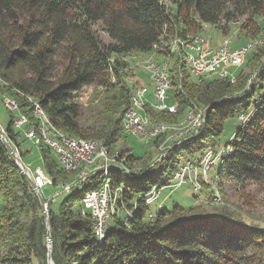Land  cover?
<instances>
[{"label":"trees","instance_id":"trees-1","mask_svg":"<svg viewBox=\"0 0 264 264\" xmlns=\"http://www.w3.org/2000/svg\"><path fill=\"white\" fill-rule=\"evenodd\" d=\"M259 17L264 21V0H0V81L17 98L18 115L38 127L33 100L54 127L72 138L99 142L125 169L109 172L116 213L99 240L95 221L88 213L82 215L81 204L87 193L104 183V172H90L94 176L82 183L79 170L65 172L52 149L41 143L50 188L59 189L62 183L83 186L82 191L73 193L71 188L66 193L58 212L49 207V231L38 196L0 140V264H48L50 234L54 264H264L259 257L264 253V232L259 228L240 227L224 213L204 212L192 222L189 213L202 209L180 206L152 214L148 204L153 198L146 203L153 189L160 191L175 180L185 160L198 159L208 149L217 152L225 122L241 114L248 120H239L241 125L226 143L227 151L215 164L217 175L237 187L264 185V68L251 92L228 101L234 87L229 81L200 82L190 74L184 56L174 59L171 52L178 36L190 41L205 33L204 25L228 37L230 26L242 21L240 32L255 41L264 36ZM260 50L247 58L253 55L260 62ZM153 52L171 58L169 96L177 107L175 114L152 113L156 119L178 123L191 108L204 109L206 115L198 135L161 153L158 170L148 167L151 156L148 165L137 170L131 164L144 159L128 148L125 155L116 153L113 145L126 135L122 120L136 88L126 81L125 59ZM110 78L119 85L117 91ZM89 87L113 89L105 99L113 101L107 109L117 115L115 120L81 124L79 98ZM8 113L5 137L23 160L20 147L28 140L23 130L15 129L17 114ZM163 140L164 136L153 141L154 148ZM124 211L131 217L121 216ZM182 218L187 220L180 222Z\"/></svg>","mask_w":264,"mask_h":264},{"label":"rangeland","instance_id":"rangeland-1","mask_svg":"<svg viewBox=\"0 0 264 264\" xmlns=\"http://www.w3.org/2000/svg\"><path fill=\"white\" fill-rule=\"evenodd\" d=\"M257 22L261 26H264V21L262 18L259 17L257 19ZM241 23L242 21L239 24H232L230 26L228 37H223L222 34L218 30L214 29L212 26L204 25L203 26L205 31L204 35L210 37L213 46H217L220 43V41L223 40L224 38H228L229 40L232 41L231 46L233 48H238L242 46V44L245 43L248 44L249 42H252L253 44H255L254 51H256L259 47L263 49L259 51L260 53L259 52L257 53L258 55H260L262 52H264V36L259 37L255 41H251V39L247 37L246 33L240 32ZM103 37L106 38L105 36ZM156 55L134 53V54H130L125 59L126 62H128L129 64V69L127 71L129 78L126 80L128 84H130L131 86L136 85V88L143 86L152 90L153 88L151 83L152 81L150 80L148 73L145 71V67H146V63L148 62V59L161 58V56L158 53H156ZM247 57L244 59L243 65L241 67L228 68V72L230 73V76H234L236 79L232 80V79H223V78L221 79L213 78L218 80H227L231 83L232 86H234L232 91L233 93L229 94L230 97L237 96L239 99L241 96H244V94H248L249 92H251L253 85L256 81L254 79H256V77L261 73V71L264 68V54L262 55L260 62L256 61V59H253V55H251L249 58ZM171 77L173 78V76ZM110 83L113 85V87L115 86L116 88L115 90L117 91L119 85L117 84L116 80L110 78ZM112 91L113 89L107 92L106 89L96 88V87H89L83 90L79 98V103L82 109V119H81L82 125L88 126L94 123L99 125L102 124L105 125L107 122L103 120H109L111 117L114 120L115 118H117L116 114H112L107 109V107H109V105L112 104L113 101L109 99H105L107 96H109L108 93H112ZM16 99L17 98L14 96V94L10 93V91L7 90L6 86L0 81V130L3 131V133H5V127L7 126L10 118L8 112H13L15 115L17 114L15 121L18 119L19 106H18V101ZM34 117H35V112H34ZM153 117L155 118V116ZM156 120L160 122L158 119ZM162 122L163 124L168 125V126L166 125L168 129L165 132L164 135L165 137L162 143H164L168 138L179 139L180 138L179 135H183L184 131H187L188 135H190L188 138L193 137V135L191 136L190 134V132L193 129V122L186 121V113L178 123L174 124L164 121ZM239 125L240 123L238 122V119L231 118L225 122L224 132L220 140V147L217 151V153L220 154L219 161L222 158V154H225V152L227 151L228 145H226V143L232 138L233 134L235 133ZM200 129L201 128H199V132ZM167 133L168 136L166 135ZM195 136L196 135L194 134V137ZM22 142L23 143L21 144L20 147L21 151L24 153L22 162L24 163L26 168L31 172L30 173L28 171L30 175L33 172H35V170L38 169L43 171V175L46 178V186H47V188L44 190L43 193L47 198L46 202H48V211H50L49 207L52 205V209L55 212H58L61 202L68 196L66 194L68 192L65 193L62 190V188H69L73 186L72 185L69 186L70 184L62 183L59 189L50 188L53 187V185L51 184V180L49 176L45 173L42 157L38 146L31 141L23 140ZM152 143L153 141H151L148 144L146 140L140 138L139 136L126 134L123 136L121 141H118L116 142L115 145H113V148L116 153L121 150L124 153L123 155L126 154V149L128 148L133 151V155L135 154L137 158L144 159L143 161H139V162L136 161L135 163L131 164L133 168L140 170L148 165L146 162V159L148 157L151 156L152 158V161L149 162L150 164L153 163L157 159V157H159V153L160 154L163 153L157 151ZM162 143L158 145H161ZM170 143L171 141L168 142L167 144L170 145ZM13 147L15 148V146ZM165 151L167 152L168 150ZM165 151L164 153H166ZM17 153L20 155L18 151ZM184 153L185 152L182 150L181 154ZM110 159H113V156H110ZM219 161L217 163H219ZM160 165H163V163H160ZM85 167H86V171H94V172L102 168L101 166H99V164L97 166L96 171H95L96 169L95 165L92 166L85 165ZM156 168H157L156 170H158L159 165ZM210 168L211 167H209V169ZM81 169L80 172L82 174ZM218 171H219V165L217 166L214 165V167H212L209 170V177L207 179H204V177L201 176L202 175L201 169L196 170L195 173H192L188 177V178H193L195 180L196 185L200 184L201 186L200 191L198 190L195 191L190 187H184L181 189L180 188L164 189L163 191L162 190L159 191L158 189H153L150 196H154L155 193H158L157 194L158 198H153V201L150 204H148L147 198H149L150 196L146 197V203L149 206H151L150 207L151 213L155 214L156 211L162 209L172 210L174 206H180L181 208L187 210L202 209V212L195 211L197 213H189L190 216L188 220L195 222V220H198L202 215L207 214L212 216H219L224 213L227 214L231 222L233 220L236 221L237 222L236 224H238V226L240 227L252 228V229L259 228L261 231L264 232V185L261 187L255 185L237 187L227 181H221L217 175ZM79 178L80 177H78L77 179ZM82 189L83 186H78L73 188L72 192L74 193V192L82 191ZM194 196H197L198 199L194 198ZM114 212L116 213V209ZM124 214L126 215L127 212L124 211L120 215L124 216ZM182 219L184 220L179 219L181 220L180 222H184L185 220H187L185 218ZM111 225H112V220L110 219L108 223V227H110ZM261 256H262L261 259L264 260V253L261 254L259 257Z\"/></svg>","mask_w":264,"mask_h":264},{"label":"bare ground","instance_id":"bare-ground-1","mask_svg":"<svg viewBox=\"0 0 264 264\" xmlns=\"http://www.w3.org/2000/svg\"><path fill=\"white\" fill-rule=\"evenodd\" d=\"M198 36L199 35H197L195 37H198ZM179 40H181L180 51H182V53L184 55H190V45L189 44H191V48H205V40L204 39H195V40L190 39V41H188L189 39L188 40L179 39ZM223 40L224 41H231L228 38H224ZM177 47H178V39L173 41V43L171 44V52L175 54ZM254 49H255V44H252V46L250 48V53ZM250 53H243V57H241V64H243L244 59ZM153 54L156 55V52H153ZM153 54L150 53V55H153ZM184 58L186 60V65L188 67L190 74L196 80H198V76H197V74H195V69L193 68V63H197V55H190V59L188 56H184ZM170 66H171L170 56H161V58H159V59H155V58L148 59V62L146 63V67H145V71L148 73L150 79H160V70L164 69L163 82H167L168 94H169V91L171 89ZM241 66H239V67H241ZM217 74H218V67H210V75H217ZM234 79H236V78H234ZM234 79H232V80H234ZM136 93L149 94V88L143 87V86L137 87ZM31 102L34 103V105H35V117L39 121V125H38V127L31 126L29 119L25 115H22L24 117L26 124H27V127L29 126L27 131H29L31 133V136L35 140V144L37 146H40L41 143H43L52 149L51 143H54V147L56 149H58L59 151L65 152L66 157L68 159V164H71L65 170L62 168L65 172L70 173V172L78 170L79 168L81 169V167H82V169H81L82 174L80 175V177H82L85 174L93 172V171H86L85 165L86 166L95 165L96 166L95 171H96L98 164L101 167L105 166V167H109L112 169H119V170L124 169V165H121V163H119L117 161V159L114 158L116 156H113V159H110L111 154H109L106 147L102 146L99 142L94 141V140L75 139V138L68 136L63 131L57 129L56 127H54L51 124L48 117L45 115L43 110L40 108V106L36 102H34L33 100H31ZM129 108L136 111V119H145V118L155 119L156 117L154 118L153 114L162 113V112H168L171 114H175L177 111V110H170L166 106H153V104H147V102L143 98H135V99L131 98ZM176 109H177V107H176ZM198 112H204V115L201 117V124L203 125V119L206 115V111L204 109L192 110V108H191V110H189L186 113V121L193 122V124H194V122L196 120H198ZM247 120H248V116L246 115L245 119L241 120V121L243 123H245V122H247ZM166 125L163 124L162 121L158 122L156 119L153 120V127L156 128V130L153 132V138H149V143L151 141H156L158 139H161L162 138L161 136L165 135V132L168 129L167 128L168 125L167 126ZM122 127H123L124 133L127 134L126 111H125V114H124V117L122 120ZM182 129H184V128H182ZM190 134H191V136L192 135L194 136V134L198 135L199 134V128H197V131L194 132V134H193V129H192ZM127 135L141 136V129L132 128V134H127ZM187 135H188V132L184 131L183 135H179V136H180V138H183V137H186ZM188 136H190V135H188ZM180 138L179 139L168 138L164 143L161 142L162 143L161 145H158L157 147L155 146L156 147L155 149H157L159 152H163V153L165 150H169V151L172 150L173 151L174 146H175L174 144L177 142H181V141H177V140H180ZM170 141H171L170 145L167 144ZM73 144L95 146V151L92 152V159L91 160L87 159L88 158V151H77L76 146H74ZM180 147H182V145ZM52 152H54L56 155L55 150L52 149ZM219 158H220V156H218V161H219ZM214 162H215L214 150H212V149L206 150L203 153L202 157L189 161V169L187 170V178L192 173H195L196 170L201 169L202 170L201 176L204 177V179H207L206 171H207V169H209V167L212 166V164ZM183 163H185V161ZM80 169H79V171H80ZM99 170H101V169H99ZM110 170L111 169L103 170L104 178H105L104 183L97 190L87 193L85 195L83 201H82V204H87L88 198H90L92 196H101V194L103 193V195H102L103 204L101 206V214H106L105 215V222L107 225L109 223V220L111 219V216L114 214V210H115L114 209V198H113V194H112V190H111V180L109 179ZM178 177H179V171L176 173L175 179L178 180ZM107 228H108V226L102 227L101 233L98 236L99 240H102L105 237V233H106Z\"/></svg>","mask_w":264,"mask_h":264},{"label":"built area","instance_id":"built-area-1","mask_svg":"<svg viewBox=\"0 0 264 264\" xmlns=\"http://www.w3.org/2000/svg\"><path fill=\"white\" fill-rule=\"evenodd\" d=\"M195 39H204L205 40V48H191L190 45V55H197V63H193V68L195 69V74L198 76V81H208L213 78L218 79H234V76H230L228 72V68H238L241 64V57H243V53H250V48L252 46V42L248 44H244L238 48H233L231 46L232 41H224L221 40L217 46H213L211 43V39L209 36H205L204 34L199 35L198 37H194ZM180 42L178 36V47L174 54V59H177L179 56H188L190 59V55H181L180 53ZM179 64H177L178 66ZM210 67H218L217 75H210ZM163 72L164 69L160 70V79H150L152 82V90L149 89V94H141L136 93V89L131 92V98H143L147 104H153V106H166L170 110H177L176 104L174 103V98L170 97L168 94V85L167 82H163ZM204 115V112H198V120H196L193 124V134L197 131V128H202L201 117ZM246 117L245 114H241L239 116V120H244ZM153 118H145V119H136V111L131 108H127L126 110V126H127V134H132V128L141 129L140 138L146 140L149 143V138H153V132L156 128L153 127ZM15 129L23 130L24 135L28 141H31L35 144V140L32 138L31 133L25 129L27 124L22 115L18 116V119L15 121ZM168 135V133L166 134ZM189 136L180 138L177 141H183L188 139ZM67 140V139H66ZM52 149L56 151V159L60 168L64 170L71 164H68V159L64 151H59L54 147V143H51ZM77 151H88V160L92 159V152L95 151V146L88 145H76ZM175 145V144H174ZM173 146V145H172ZM17 150V149H16ZM164 155V153H163ZM162 155V156H163ZM219 153L215 152V162L212 164L211 168L218 162ZM191 158L185 160V163L180 165L179 168V177L177 182L179 184L191 183L195 184V180L193 178H187V170L189 169V161ZM210 168V169H211ZM112 169L109 167L103 166L100 171ZM206 171L207 178L209 177V170ZM28 170V169H27ZM29 171V170H28ZM30 172V171H29ZM31 173V172H30ZM94 176V174H85L82 176V183L84 181H88ZM32 180L36 188L42 193L43 190L47 188L46 186V178L43 175V171L38 169L35 170L31 174ZM81 183V184H82ZM81 184H75L73 187L62 188V190L66 192H70L71 188H75L80 186ZM120 188H117V191ZM158 193H155L154 196H150V198H156ZM101 196H92L87 199V204H81L82 215L85 216L87 213L95 220V235L98 237L101 233L102 227L108 226L105 222V215L101 214V206L102 202ZM150 198L147 200L150 202Z\"/></svg>","mask_w":264,"mask_h":264},{"label":"water","instance_id":"water-1","mask_svg":"<svg viewBox=\"0 0 264 264\" xmlns=\"http://www.w3.org/2000/svg\"><path fill=\"white\" fill-rule=\"evenodd\" d=\"M226 99L228 101H230V100L232 101V100L238 99V97L237 96H233V97L228 96ZM245 115H247V114H245ZM238 122L241 125V121H239V117H238ZM0 140L2 141L4 146L6 147V149H7L8 153L10 154L11 158L14 160L16 165L19 167L20 172L27 178V180H28V182H29V184L31 186L32 191L38 196L40 204H41L43 216L45 218V221H46V223H47V225L49 227V231H50L48 202H46V200L44 199L42 193L34 185L32 177L29 174L26 166L22 162V159H21L20 155L17 153V150L13 147V145L11 143H9V141L5 137V133H3V131H1V130H0ZM161 157H162V154L159 153V157H157V159L153 163H150L148 167L149 168H156L158 165H160L159 164L160 163L159 160L161 159ZM135 173H138V171L136 170ZM130 174L131 173H130V169H129V172L126 174V176H130ZM185 185H190L191 188L193 190H195V191H197V190L200 191L201 190L200 184H199V187H198V185H194V184H191V183H185V184H181L180 185L179 182L175 181L174 177H173V179L170 182H168V185L165 188H163L162 191L164 189L181 188L182 186H185ZM150 195H151V193L149 195H147V197L150 196ZM149 198H147V200ZM156 198H158V197H156ZM127 215H128L127 219L131 217L129 212H127ZM48 249H49V254H48V258H47V263L48 264H54L53 260H52V257H51V254H52V237H51V234L48 237Z\"/></svg>","mask_w":264,"mask_h":264}]
</instances>
